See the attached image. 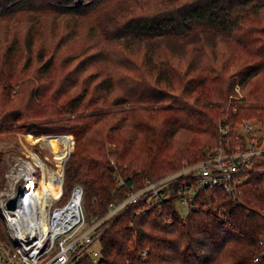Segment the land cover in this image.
Returning <instances> with one entry per match:
<instances>
[{"label": "trees", "instance_id": "16d2710c", "mask_svg": "<svg viewBox=\"0 0 264 264\" xmlns=\"http://www.w3.org/2000/svg\"><path fill=\"white\" fill-rule=\"evenodd\" d=\"M40 6L76 18H89L97 8H106L109 22L103 28L96 26L97 37L115 40L122 59L113 68L97 67L91 90L86 84L59 105L66 111L95 104L120 107L22 127L33 135L73 136L63 167L62 200L74 184L81 186L86 225L146 179L201 159L219 141L239 143L233 124L245 118L244 111L257 115L264 125V107L234 105L230 97L235 85L243 88L257 76L264 78V0H169L160 6L154 0H0V20L32 13ZM41 10L24 30L27 58ZM193 22L226 31L215 53L201 42L195 68L164 44L160 59L148 43L131 49L123 37L129 31L142 40L146 32L182 30ZM92 30L93 25L88 31ZM15 47L11 41L7 59L13 58ZM36 54L39 59L45 56L40 49ZM83 62L59 76L45 106L58 111L50 102L73 88L77 70L84 72L95 64ZM54 66L51 54L38 69L45 74ZM8 68L0 71V133L13 130L12 125L28 114L22 97L9 106L5 90L15 75ZM95 72L89 71L82 82L90 83ZM22 74L20 70L19 77ZM251 98L264 102V87ZM221 128L228 130L222 133ZM33 135L25 137L33 141ZM31 156L39 163L36 154ZM4 158L0 151V185ZM237 188L236 197L221 187L202 188L192 201L194 207L186 211L178 209L173 198L144 211H139L140 203L129 205L99 225L97 258L85 254L72 264H264V169L251 171Z\"/></svg>", "mask_w": 264, "mask_h": 264}, {"label": "built area", "instance_id": "2783aa9c", "mask_svg": "<svg viewBox=\"0 0 264 264\" xmlns=\"http://www.w3.org/2000/svg\"><path fill=\"white\" fill-rule=\"evenodd\" d=\"M236 128L239 143L219 141L201 159L184 161L171 172L146 179L123 199L110 202L104 215L90 225L85 223L79 184L62 200L63 167L73 142L68 134L55 135L68 136L60 142L58 158L54 155L56 167L37 155L40 164L31 156L5 157L0 185V264H72L85 254L95 259L99 248L91 244L98 241L99 225L129 205L140 203L139 211H144L173 198L175 206L186 211L194 207L192 201L200 189L212 187L236 197L238 185L249 173L264 169V164H258L264 162V125L242 120ZM227 130L220 129L222 133ZM18 185L16 205L9 208L6 201Z\"/></svg>", "mask_w": 264, "mask_h": 264}, {"label": "rangeland", "instance_id": "374dc122", "mask_svg": "<svg viewBox=\"0 0 264 264\" xmlns=\"http://www.w3.org/2000/svg\"><path fill=\"white\" fill-rule=\"evenodd\" d=\"M168 1L154 0V3L160 6ZM40 10L43 15L37 23V30L33 36L35 39L34 48L29 58H27L24 52V30L30 24V20L40 15ZM108 17L110 16H108L106 8H97L89 18H76L61 17L56 12L48 11V8L40 6L39 10L32 13L26 14V12H23L13 19L0 20V71L6 70L10 66L8 70L15 75V81L5 90L11 101L9 106H15L19 98L22 97L28 111L26 118L19 119L12 125L14 127L13 130L0 133V151L4 154V157H29L30 155L36 154L44 158L50 166L56 167L54 155L60 151L61 145L57 148L56 145L52 144L51 146L46 142L47 138H54L55 135H33L32 133L26 132L22 127L30 123L50 124L57 120H73L83 115L97 113V111H109L120 107V105L108 104L97 106L95 104L74 111H66L59 107L60 103H64L69 96L77 93L86 84H88V90H91L93 84L97 81V78L95 79L97 67L100 69H107L109 66L113 68L114 64L118 65L117 63L122 61L115 40L97 37L98 30L96 26L98 25V27L101 26L102 28L106 26L109 22ZM91 25L94 26V30L89 32L88 30ZM188 25L182 28L183 31L177 29L172 31L167 28L161 33L158 31L146 32L142 40H140L139 34L129 31L123 37L131 49H137L142 43H148L160 59H162L159 52L160 46L164 44L173 53L181 56L183 59H187L191 68H195L200 58L199 46L201 42L208 43L212 47L213 53H215L216 43L226 31L209 24L201 25L193 22L190 26ZM11 41H15L16 43V53L13 58L7 59L5 57V53L7 52L6 48ZM38 49L45 54L42 59H39L36 54ZM97 53L99 55L98 62ZM51 54L54 55V70L41 74L38 68L42 65L46 57H49ZM80 60H83V63L95 64L84 72L77 70L75 72L76 82L73 88L67 94L58 98V100L50 102L58 108V111L55 108L53 110V107L50 105L45 106L49 102V96L58 82L59 76L72 70ZM20 70L23 73L21 77L18 75ZM93 70L96 72L94 76H91V82H82L85 75ZM263 87L264 78L257 76L250 80L246 87L240 88L238 85H235L230 97L234 105L264 107L263 101H256L251 98L256 92L262 91ZM67 88H70V86L68 85ZM112 96L113 94L109 95L108 99ZM160 105L162 104H148L147 106ZM244 112L242 116L245 118L233 124L234 133L238 131L236 125L243 119L250 122H258L260 120L257 115L249 114L247 111ZM26 134L36 136V139L33 141L28 140L25 137ZM68 135L73 141V136L69 133ZM72 146L73 142L69 148L72 149ZM53 192L56 195L58 190L54 189ZM179 209L185 211L183 206H180ZM83 229H85V226ZM91 247L98 249L99 242L94 241Z\"/></svg>", "mask_w": 264, "mask_h": 264}, {"label": "bare ground", "instance_id": "6f19581e", "mask_svg": "<svg viewBox=\"0 0 264 264\" xmlns=\"http://www.w3.org/2000/svg\"><path fill=\"white\" fill-rule=\"evenodd\" d=\"M64 137L67 138L68 136H59V137H54V138H47L46 142L52 146V144L56 145V147L58 148L60 146V142H62L64 140ZM56 151V150H55ZM58 154L56 152L55 157L58 158ZM31 156V155H30ZM32 157V156H31ZM33 158V157H32ZM44 188H47L46 185H44ZM54 195V192H53Z\"/></svg>", "mask_w": 264, "mask_h": 264}, {"label": "water", "instance_id": "95a60500", "mask_svg": "<svg viewBox=\"0 0 264 264\" xmlns=\"http://www.w3.org/2000/svg\"><path fill=\"white\" fill-rule=\"evenodd\" d=\"M21 191V187L18 185L15 191V194L10 197L7 201H6V206L9 208H14L17 202V198L20 194Z\"/></svg>", "mask_w": 264, "mask_h": 264}]
</instances>
